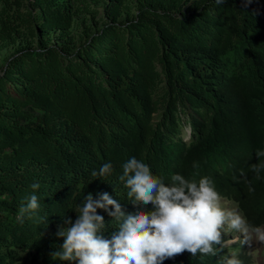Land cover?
<instances>
[{
  "label": "trees",
  "instance_id": "1",
  "mask_svg": "<svg viewBox=\"0 0 264 264\" xmlns=\"http://www.w3.org/2000/svg\"><path fill=\"white\" fill-rule=\"evenodd\" d=\"M99 8L75 41L77 16ZM0 47H13L0 65V264H70L52 255L56 233L89 193L152 211L119 180L131 157L165 184L210 177L250 224L264 223V170L259 180L251 170L264 164V0H0ZM107 162L104 180L91 175ZM34 182L40 209L18 219ZM97 214L110 239L119 222ZM232 254L251 264L235 246L163 264Z\"/></svg>",
  "mask_w": 264,
  "mask_h": 264
},
{
  "label": "clouds",
  "instance_id": "2",
  "mask_svg": "<svg viewBox=\"0 0 264 264\" xmlns=\"http://www.w3.org/2000/svg\"><path fill=\"white\" fill-rule=\"evenodd\" d=\"M215 2L223 5L227 0ZM255 155L257 159L264 157V150H257ZM122 168L119 180L128 189L129 200L134 204H151L153 210L125 213L108 193H99L98 199L89 193L83 197L75 222L70 217H62L66 226L56 235L63 238V243L52 254L54 258L70 264H163L166 259H173L185 251L192 256L216 255L225 246V227L241 233L242 246L264 244V227L250 224L238 208L226 206L210 177L204 176L197 181L173 174L170 183L165 184L152 173L147 163L136 157L129 158ZM251 170L259 180L264 164H253ZM112 171V163L107 162L91 175L104 180ZM30 187L33 194L19 209L18 219L40 209L39 197L35 194L40 184L34 182ZM249 190L254 189L250 187ZM97 209L107 211L112 221L119 222L118 231L112 233L110 239L103 235L107 226ZM47 218L41 217L46 224ZM225 264L242 262L232 254Z\"/></svg>",
  "mask_w": 264,
  "mask_h": 264
},
{
  "label": "rangeland",
  "instance_id": "3",
  "mask_svg": "<svg viewBox=\"0 0 264 264\" xmlns=\"http://www.w3.org/2000/svg\"><path fill=\"white\" fill-rule=\"evenodd\" d=\"M98 6V5H97ZM101 10L99 8V14L95 16L93 20L89 17V15H78L77 16V24L70 29V34L73 35L74 40H77V37H79V33L82 29L89 28L92 22L97 20L99 16L101 15ZM100 24V20L97 21V25ZM55 34H53L52 37V43H62V40L56 39ZM13 51V47H0V65L5 61V59L10 55V53ZM223 202L228 207H235L238 208L236 203L228 200L223 197ZM258 226L264 227V223L260 224ZM225 234V246H235L239 247L241 251H245L247 257L250 259L251 264H264V244L259 243H253L252 247H249L248 245L242 246L240 241L242 240L241 233L235 231V230H229L227 227L224 229Z\"/></svg>",
  "mask_w": 264,
  "mask_h": 264
}]
</instances>
